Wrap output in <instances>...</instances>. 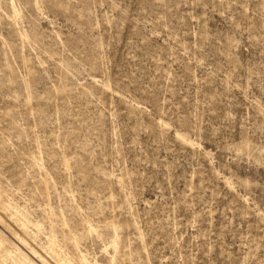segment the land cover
I'll return each instance as SVG.
<instances>
[{
	"label": "rangeland",
	"instance_id": "obj_1",
	"mask_svg": "<svg viewBox=\"0 0 264 264\" xmlns=\"http://www.w3.org/2000/svg\"><path fill=\"white\" fill-rule=\"evenodd\" d=\"M14 9L0 0V215L30 247L264 264V0Z\"/></svg>",
	"mask_w": 264,
	"mask_h": 264
},
{
	"label": "bare ground",
	"instance_id": "obj_2",
	"mask_svg": "<svg viewBox=\"0 0 264 264\" xmlns=\"http://www.w3.org/2000/svg\"><path fill=\"white\" fill-rule=\"evenodd\" d=\"M13 13L17 14L16 10L14 9V0H11ZM6 205L0 200V208H5ZM0 215V224H2L4 227H6L8 230H10V233H13V236H16L20 242H22L24 245L30 247L27 237H25L21 231V227H25L26 220L22 218V220H18L15 224L16 225H10L12 223H8L7 220L3 219ZM12 235V234H11ZM12 241V240H11ZM9 243L8 238H6L2 232H0V264H40L39 261L43 264H87L86 258L81 257L78 262L71 263V262H63L61 261L59 257L58 252V242L55 237L50 238L49 241V247L52 251V254L56 260L52 262L46 261L44 259V256L42 254V251L40 249H36L34 247H30V250L32 253L37 256L38 259L35 261L32 257L33 254L29 255V252H25L23 249H20L19 247H15V249H7L6 245ZM32 256V257H31ZM47 259V258H46ZM50 262V263H49Z\"/></svg>",
	"mask_w": 264,
	"mask_h": 264
}]
</instances>
